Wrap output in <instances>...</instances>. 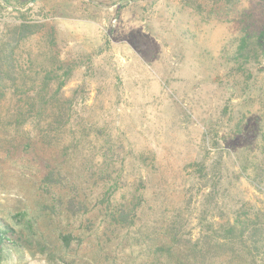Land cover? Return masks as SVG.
<instances>
[{"label": "rangeland", "instance_id": "rangeland-1", "mask_svg": "<svg viewBox=\"0 0 264 264\" xmlns=\"http://www.w3.org/2000/svg\"><path fill=\"white\" fill-rule=\"evenodd\" d=\"M259 8L264 0H0V37L23 19L54 25L55 53L76 64L64 87L74 118L52 133L53 154L61 157L80 130L78 117L97 164L104 141L94 128H102L121 154L115 198L143 192L148 200L138 226L120 233L123 251L106 258L93 246L95 211L53 204L37 163L0 155V219L14 229L0 264H105L115 256L117 264H148L149 240L168 239L169 224L183 246L207 250L209 264H264V81L234 75L223 55L243 12ZM45 37L33 36L24 55L46 59ZM34 78L30 86L40 83ZM239 223L249 228L245 240L229 242L225 228ZM63 233H73L70 246Z\"/></svg>", "mask_w": 264, "mask_h": 264}, {"label": "trees", "instance_id": "trees-1", "mask_svg": "<svg viewBox=\"0 0 264 264\" xmlns=\"http://www.w3.org/2000/svg\"><path fill=\"white\" fill-rule=\"evenodd\" d=\"M1 1L9 6L25 7L35 0ZM240 22L241 28L225 49L224 58L234 75L249 79L256 77L257 82L260 79L258 75H262L264 81V9L244 11ZM38 34L46 36L52 52L42 61L38 57L33 58L32 53L24 55V45ZM56 48L55 27L43 22L19 20L0 37V155L6 159L20 157L29 163H37L42 171L43 196L51 199L53 204L57 202L62 208L67 202L66 209L77 215L95 211L99 220L93 246L97 254L109 258L112 251L117 254L121 250L120 233L138 226L148 200L143 192L119 201L115 198L121 176L112 179L111 175L123 171V167L118 168L116 164L121 154L114 150L110 144L111 136H105L102 128H94L104 141L100 148L102 159L97 164L91 150H86L89 134L83 130L89 127L78 117L75 119L80 130L72 129V138L61 148V157L53 154L52 133L61 132L74 118L70 111L74 106L73 100L65 96L64 87L76 67L74 62L61 60L55 53ZM253 69L259 74H255ZM33 75L35 82L40 83L30 86L27 80ZM55 107H58V114L53 113ZM229 110L234 109L226 108L225 112ZM232 117L229 118L231 121ZM64 157L66 163L71 164L69 167L61 164L62 161L55 164L57 158ZM175 227L167 225L168 239L149 240V251L154 254H151L154 259L148 264H162L160 259L165 254L178 258V264H209L206 261L207 250L198 249L196 244L192 248L183 246ZM248 229L240 223L231 224L225 228V236L229 242L235 239L243 241ZM12 233L14 229L10 223L0 219V263L5 250L14 243L9 237ZM145 233L148 232L142 234ZM60 235L70 246L73 233ZM113 259L114 262L110 263L117 264L116 256Z\"/></svg>", "mask_w": 264, "mask_h": 264}]
</instances>
